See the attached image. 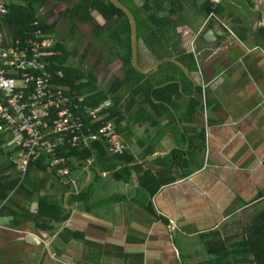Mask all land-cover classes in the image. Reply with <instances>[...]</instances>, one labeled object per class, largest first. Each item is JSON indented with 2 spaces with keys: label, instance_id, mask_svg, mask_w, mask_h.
<instances>
[{
  "label": "crops",
  "instance_id": "0c3cea01",
  "mask_svg": "<svg viewBox=\"0 0 264 264\" xmlns=\"http://www.w3.org/2000/svg\"><path fill=\"white\" fill-rule=\"evenodd\" d=\"M224 5L231 14L238 9ZM234 17L195 16L178 27L194 55L195 64L184 65L196 89L182 71L161 72L168 62L152 73L157 89L181 85L180 97L169 109L155 103V116L121 121L129 181L115 179L123 166L107 158H67L68 177L32 170L21 193L0 201V207H21L15 217L0 214V264H254L242 243L264 217V39L258 21ZM147 59L140 66L158 62ZM168 75L176 79L162 84ZM12 148L4 140L0 150V177L10 181L19 174L17 151L6 155ZM133 166L152 175L145 185L177 181L148 189ZM81 192V203L71 201ZM43 198L62 205L68 219H51L61 215L53 203L39 216Z\"/></svg>",
  "mask_w": 264,
  "mask_h": 264
},
{
  "label": "trees",
  "instance_id": "16d2710c",
  "mask_svg": "<svg viewBox=\"0 0 264 264\" xmlns=\"http://www.w3.org/2000/svg\"><path fill=\"white\" fill-rule=\"evenodd\" d=\"M49 0H6L8 14L0 19V33L5 35L6 39H20L23 40L24 33L31 34L36 29H41L46 35L55 33L59 18L64 17L69 20L70 35L73 36L78 24H89L93 28V36L104 41L106 37L110 40L109 47L112 50L111 59L107 62L109 65L119 62V67L123 73L122 77H113L108 83L106 81L98 84L97 77L93 72L85 71L80 66L73 63L76 56V51L69 49L66 43L56 42L52 49H50L51 56L46 59L48 66H58L64 71V77L53 81L55 86L62 87L66 94L72 97L84 96V105L90 107H99L107 100L110 101V106L107 108L110 116L108 119L114 122L116 130L122 132L121 121L126 116L131 114L138 115H153L155 116V109L160 106L155 105L161 102L166 109H169L172 98L180 97V87L177 83L168 84L161 88H156L155 77L152 75L145 76L139 74L132 66L131 49L129 37V20L126 15L117 9L109 0H76L72 5H69V0H53L59 4H63V9L54 14L52 9L48 17H39L38 12L43 5ZM126 6L135 16L137 21V39L141 40L149 56L155 61H162L171 58H177L189 67L188 63L195 64L193 54H188L184 47L183 35L178 31V27L188 24V16H208L216 14L221 17L232 16L227 12L224 4H214L211 0H119ZM94 15H97L101 20L98 23ZM56 16L55 18H53ZM187 16V17H186ZM37 23L33 26V23ZM248 30L247 26L241 29V36ZM257 32L264 39V28H259ZM70 36V37H71ZM244 40V39H243ZM177 45V46H176ZM178 55V56H176ZM182 55V56H181ZM139 56V55H138ZM137 56V57H138ZM138 58V64H139ZM161 72L173 67L178 72L180 68L172 63H166ZM140 65V64H139ZM118 70V69H117ZM174 76L166 77L162 84L174 81ZM198 98H193L192 104L194 109L199 106L200 91ZM197 99V100H196ZM162 108V107H161ZM156 111L157 116L166 112ZM147 119H151L148 116ZM86 121L88 119L86 118ZM6 139L5 134H0V150L2 143ZM109 147L103 142L99 141L93 143L91 147L78 149L71 147H60L58 156L61 158L84 160L96 157L107 158L104 161L115 162L117 165L123 166L113 176L119 181H129L131 178L130 168L128 164L131 158H126V152L122 155L108 154ZM17 150L6 153L11 155ZM110 152V150H109ZM175 153V152H174ZM11 164V162H10ZM13 167H16L13 164ZM116 168V167H115ZM37 170L47 172L49 165L46 164L45 159L40 158L38 161H31L27 173L22 177L20 171L14 180H7V177H0V201H5L9 196L16 192L21 193L26 188L28 179H32L31 171ZM132 170L138 173L140 185L151 189L158 190L162 185L170 184L177 181L176 177H166L158 180L153 186L145 185L148 179L152 177L148 171H142L138 166H133ZM53 174H55L53 172ZM5 181V183H4ZM8 181L11 182L8 185ZM7 185V191L3 190V186ZM73 197V198H72ZM83 197L82 192L78 195L71 196V201L81 203ZM7 201L11 204L14 198ZM53 203L54 207L61 212L59 217L52 216L53 221L64 222L69 215L65 212L62 205H58L49 198L39 200V216L43 214L42 209L47 204ZM21 207H12L2 205L0 207V214L10 213L14 217ZM17 221V220H16ZM15 221V222H16ZM245 242L242 243L244 253H250L254 264H264V217L259 218L257 224L247 229ZM241 260H244L241 258Z\"/></svg>",
  "mask_w": 264,
  "mask_h": 264
},
{
  "label": "built area",
  "instance_id": "2783aa9c",
  "mask_svg": "<svg viewBox=\"0 0 264 264\" xmlns=\"http://www.w3.org/2000/svg\"><path fill=\"white\" fill-rule=\"evenodd\" d=\"M211 2L216 6L218 0ZM7 14V2L0 0V19ZM23 37L7 40L0 33V134L17 150L22 177L30 162L40 158L55 175L68 177L67 158L58 156L60 147L84 149L103 141L111 153L122 154V139L108 119L110 103L90 107L84 105V96H69L55 86L53 81L62 79L64 71L46 63L54 39L41 29Z\"/></svg>",
  "mask_w": 264,
  "mask_h": 264
},
{
  "label": "rangeland",
  "instance_id": "374dc122",
  "mask_svg": "<svg viewBox=\"0 0 264 264\" xmlns=\"http://www.w3.org/2000/svg\"><path fill=\"white\" fill-rule=\"evenodd\" d=\"M76 0H69V5H72ZM234 3L237 5V10L232 9V14L241 19H246L251 23L250 19L258 21V27L264 28V8L262 6L264 0H222V4ZM64 5L59 4L57 1H47L45 5L41 7L38 12L39 17H48L49 12L53 9L54 14L60 12ZM54 16L53 18H55ZM95 20L101 23V20L97 15H94ZM187 17V16H186ZM193 16H188L187 19H192ZM234 17V19H236ZM49 18V17H48ZM188 19V25H189ZM231 18H227L229 21ZM195 29V27L191 24ZM55 33L52 34V38L56 42L66 43L69 49L76 51V56L73 59V63L80 66L85 71L93 72L100 84L106 81V76L110 71V68L114 70L112 72L113 77H122L123 73L121 67H119V62L113 63V61L108 65L107 62L111 59L112 50L109 47L110 40L106 37L104 41H100L93 36V28L89 24H78L77 29L73 36L69 31L70 25L69 20L61 17L56 26ZM197 27V26H196ZM183 37H185V31L183 28L178 30ZM71 36V37H70ZM59 40V41H58ZM192 43V42H191ZM177 46V45H176ZM145 50H147L145 48ZM143 49V43L141 40L138 41L137 56L141 63L148 61L147 57H150L148 52ZM146 60V61H145ZM139 62V64H141ZM168 65V64H166ZM118 69V70H117ZM17 197V194H15Z\"/></svg>",
  "mask_w": 264,
  "mask_h": 264
},
{
  "label": "water",
  "instance_id": "95a60500",
  "mask_svg": "<svg viewBox=\"0 0 264 264\" xmlns=\"http://www.w3.org/2000/svg\"><path fill=\"white\" fill-rule=\"evenodd\" d=\"M117 9H120L128 18L129 20V37H130V49H131V62L133 68L141 75L149 76L153 72H156L159 70L160 66L163 65L165 62H170L178 66L181 71L184 73L185 77L192 83L194 90L196 89V83L192 79L188 68L177 61L176 59H166L162 61H158L157 63L142 67L138 64V57H137V49H138V39H137V21L134 16V14L126 7L124 6L119 0H109ZM179 83V82H178ZM181 87V85H180Z\"/></svg>",
  "mask_w": 264,
  "mask_h": 264
},
{
  "label": "flooded vegetation",
  "instance_id": "af4514ba",
  "mask_svg": "<svg viewBox=\"0 0 264 264\" xmlns=\"http://www.w3.org/2000/svg\"><path fill=\"white\" fill-rule=\"evenodd\" d=\"M222 2V0H218V3L220 4ZM209 20V18L207 19V21ZM207 23V22H206ZM206 23H205V25H206Z\"/></svg>",
  "mask_w": 264,
  "mask_h": 264
}]
</instances>
